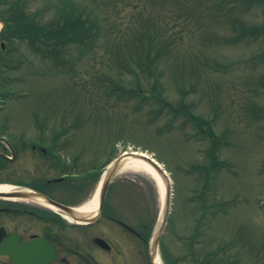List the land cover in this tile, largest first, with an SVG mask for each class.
Returning <instances> with one entry per match:
<instances>
[{
	"label": "rangeland",
	"instance_id": "rangeland-1",
	"mask_svg": "<svg viewBox=\"0 0 264 264\" xmlns=\"http://www.w3.org/2000/svg\"><path fill=\"white\" fill-rule=\"evenodd\" d=\"M42 1H24L22 16L49 23L55 15ZM67 1L96 20L91 42L42 54L26 41L0 38V59L20 65L2 71L3 89L27 94L7 101L0 123L8 116L14 131L24 129L30 136L68 132L80 165L73 172L94 174L123 150L154 157L172 183L171 221L161 237L172 259L202 264L210 255L215 264H264V209L257 204L264 198V60L259 59L264 43L235 40L239 25L251 29L263 23V7L255 0ZM10 3L0 2V29ZM223 64L233 67L221 69ZM178 90L194 114L223 136L216 154L229 168L218 172L203 196L197 170L209 163L211 145L186 122ZM33 123L40 128L33 129ZM86 187L81 203L90 201L98 183ZM165 191L163 179L125 170L113 179L105 201L130 226L153 228ZM224 203L226 210L219 209ZM102 225L114 230L106 220ZM140 245L135 242L146 251Z\"/></svg>",
	"mask_w": 264,
	"mask_h": 264
},
{
	"label": "flooded vegetation",
	"instance_id": "flooded-vegetation-1",
	"mask_svg": "<svg viewBox=\"0 0 264 264\" xmlns=\"http://www.w3.org/2000/svg\"><path fill=\"white\" fill-rule=\"evenodd\" d=\"M2 71L0 114L8 101ZM13 126L8 116L0 123V264H38L51 254L46 264H150L146 251L135 247L136 241L145 247V233L126 229L113 207L106 213L104 203L94 222L71 221L67 210L85 204L79 195L87 188L72 178L70 134L37 131L30 136ZM38 126L33 123V129ZM104 220L114 230L106 232ZM94 249L101 255L96 257Z\"/></svg>",
	"mask_w": 264,
	"mask_h": 264
},
{
	"label": "trees",
	"instance_id": "trees-1",
	"mask_svg": "<svg viewBox=\"0 0 264 264\" xmlns=\"http://www.w3.org/2000/svg\"><path fill=\"white\" fill-rule=\"evenodd\" d=\"M4 1L9 0H0V2L4 3ZM10 7L11 10L9 11L7 17L3 18L4 22V29L0 33V38L5 40L15 38L21 41H26V43L40 51L42 54L45 53H60L61 49L64 47L65 44L74 43L76 42L79 45H82L83 42L86 40L91 42V37L93 36V30L96 29L95 19H88L83 15V12H77L76 7L74 4L69 3L67 0H60L57 7L55 3H50L51 0H43L42 2L45 4L46 8L54 12L55 17L49 22L44 24H37L34 20H30L31 17L29 16H22L24 12V4L23 2L26 0H10ZM263 7V14H264V0H255ZM45 8V9H46ZM48 9L46 11H48ZM88 15V14H87ZM238 36L235 37V40L240 41L245 39V37L253 38L256 40L257 38L262 40L264 43V21L261 25L256 26L251 29H246L245 26L239 25L236 28ZM40 44L43 47H39ZM37 47V48H36ZM144 51L146 57L144 59H148V52L144 47ZM259 59L264 60V50L263 53L259 56ZM147 65V64H146ZM229 65H222L220 68H228ZM180 93V101L178 103V107L181 108V111H185V118L187 123L192 124L193 131L195 132L196 136L203 137L209 140L211 145V149L208 151V159L209 163L201 166L199 168L200 172V179L202 180V189L201 194L202 196L208 192L210 185L214 180H216L218 172L221 169H228L227 165L223 161H218L217 154L220 152V149L224 143L223 136L218 135L210 125L209 121H206L203 118L198 117L194 114V112L190 109L189 105H186L184 100V93L182 90H178ZM135 94H140L141 89L137 87L135 90ZM155 99V98H154ZM156 99L162 101L160 98V94L158 93ZM185 108V109H183ZM170 111L174 113V117L176 113V109L173 107L170 108ZM264 116V113H263ZM217 153V154H216ZM216 154V155H215ZM113 157L110 158V160ZM195 169V168H194ZM101 170H98L94 174L88 173L86 174L82 180L89 182H97L101 173ZM212 177V178H211ZM195 203V202H194ZM219 209H225V203L220 204ZM202 213H204V207L202 206ZM226 210V209H225ZM105 212L110 213V207L105 204ZM171 221V217H169V222ZM200 220L195 229L194 233L192 234V241L196 238L199 233L201 227ZM145 229L147 239L150 236L152 231V225L138 227V229ZM160 254L163 262L165 264H178L179 259H172L170 255L167 253V249L165 245L160 240ZM207 255L202 261V264H215L213 261L215 257ZM219 262H223V258H220Z\"/></svg>",
	"mask_w": 264,
	"mask_h": 264
},
{
	"label": "water",
	"instance_id": "water-1",
	"mask_svg": "<svg viewBox=\"0 0 264 264\" xmlns=\"http://www.w3.org/2000/svg\"><path fill=\"white\" fill-rule=\"evenodd\" d=\"M136 159L140 160L143 163H146L149 165L150 168H152L157 174L164 180L165 182V196H164V202H163V208H162V213L161 217L159 220L158 225L155 227L151 241L149 243V249H150V259H151V264H154V255L156 254L157 247H158V241L159 237L163 232V229L165 227L170 206H171V185H170V180H169V175H167L165 169L157 162L154 160L152 156H149L144 153H138L135 151L128 152L124 155H121L117 157L105 170L103 178H102V183L99 189V194H98V211L95 215V218L98 216L99 213H101L103 202L105 199V195L108 189L109 184L111 181L115 178V176L120 172V170L124 167L126 164L125 160L126 159ZM70 218H72L74 221L78 222H94L95 218H82L77 213H75L74 210L68 209L67 210ZM129 230H131L128 226H126ZM96 243H103L101 239H96ZM52 259V254L48 257H40L38 259V264H46Z\"/></svg>",
	"mask_w": 264,
	"mask_h": 264
},
{
	"label": "bare ground",
	"instance_id": "bare-ground-1",
	"mask_svg": "<svg viewBox=\"0 0 264 264\" xmlns=\"http://www.w3.org/2000/svg\"><path fill=\"white\" fill-rule=\"evenodd\" d=\"M126 164L122 168L121 171L130 170L134 172H142L147 175H150L153 178L162 179L157 172H155L152 168L149 167L148 164L141 162L140 160L136 159H126ZM4 188L0 187V191H2ZM98 189H96V192L94 193L93 197L88 201L87 203L83 204L82 206L76 208L74 211L78 215H81L83 217H90L94 215L98 210ZM154 264H162L161 260L159 258L158 253L154 255Z\"/></svg>",
	"mask_w": 264,
	"mask_h": 264
}]
</instances>
